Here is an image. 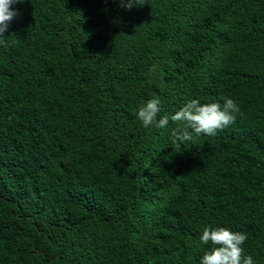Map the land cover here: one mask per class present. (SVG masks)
Masks as SVG:
<instances>
[{
	"label": "trees",
	"instance_id": "trees-1",
	"mask_svg": "<svg viewBox=\"0 0 264 264\" xmlns=\"http://www.w3.org/2000/svg\"><path fill=\"white\" fill-rule=\"evenodd\" d=\"M24 0L0 44V264H264V0ZM158 97L157 121L139 107ZM235 122L173 142L185 103ZM191 131V130H189Z\"/></svg>",
	"mask_w": 264,
	"mask_h": 264
},
{
	"label": "clouds",
	"instance_id": "clouds-1",
	"mask_svg": "<svg viewBox=\"0 0 264 264\" xmlns=\"http://www.w3.org/2000/svg\"><path fill=\"white\" fill-rule=\"evenodd\" d=\"M24 0H0V44H5L3 37L8 32L10 22L19 12L12 6L23 3ZM137 5H144L142 0H120V6L131 9ZM160 99L153 97L143 103L137 113V119L142 126L155 125L164 128L169 123V116L165 115L157 121L160 111ZM239 106L232 99L224 98V103H201L198 99H192L185 103L178 111L171 115L173 122L179 125L172 132L173 142L190 141L194 136H214L217 131L235 122ZM191 130V131H189ZM247 235L242 232H233L225 227L212 228L210 225L203 228L200 236L202 245H212L206 250L200 260V264H254L251 255H244L242 245Z\"/></svg>",
	"mask_w": 264,
	"mask_h": 264
}]
</instances>
